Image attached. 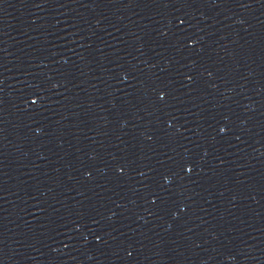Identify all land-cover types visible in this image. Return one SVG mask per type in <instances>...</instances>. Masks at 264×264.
Wrapping results in <instances>:
<instances>
[{
  "label": "water",
  "instance_id": "95a60500",
  "mask_svg": "<svg viewBox=\"0 0 264 264\" xmlns=\"http://www.w3.org/2000/svg\"><path fill=\"white\" fill-rule=\"evenodd\" d=\"M0 264H264V0H0Z\"/></svg>",
  "mask_w": 264,
  "mask_h": 264
}]
</instances>
